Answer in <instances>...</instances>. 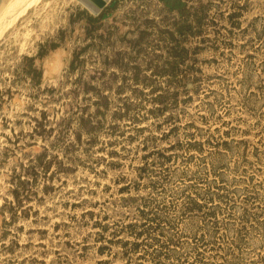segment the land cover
<instances>
[{
	"label": "rangeland",
	"instance_id": "1",
	"mask_svg": "<svg viewBox=\"0 0 264 264\" xmlns=\"http://www.w3.org/2000/svg\"><path fill=\"white\" fill-rule=\"evenodd\" d=\"M107 1L109 5L112 0ZM189 1L208 6L206 25L200 35L188 40L190 56L180 65V72H187V85L181 89L178 102L156 115L149 110L156 105L159 92H153L152 86L166 89L172 80L153 71L150 60L157 53L160 56L155 59L160 64L166 61L170 57L168 44L156 48L155 42V46L149 43L136 51L129 39L137 33L127 31L134 21L144 29L150 21L178 20L180 13L175 7L166 12L165 0H118L109 16L110 22L115 17L120 24L111 54L124 53L130 65H138L141 78L147 75L151 80L136 81L134 68L126 72L113 63L109 65L107 75L116 73L112 89L107 91L110 105L101 115L92 145L87 143V134L77 141L76 118L61 137L57 132L62 118L75 104L71 90L81 75L80 71L73 72L67 81L66 70L74 49L83 43L85 24H71L70 16L83 9L98 12L87 0H27L0 24V264L122 263L126 249L136 240L135 232H131L136 228L125 226L139 222L137 205L143 202L130 197L150 193L156 195V203L168 206L166 214L176 220L174 230L182 235L176 250H189L195 244L193 235L206 231L203 215H182L185 197L174 191L185 185L181 181L183 171L211 169L221 158L225 168L219 173L237 187L241 208L228 217L229 209L222 203L218 210L220 237L199 246V261L192 251L186 261L171 258L157 262L149 238L142 241L134 259L140 264H264V154L258 160L254 153L257 147L264 151V0H238L243 10L234 19L235 26L229 15L236 0ZM62 30L59 47L39 58L40 46L59 42ZM29 57H34V66L43 71L40 85L25 72ZM58 60L60 70L46 75ZM102 66L88 57L84 78L96 81L90 75ZM123 83L125 88L120 89ZM61 86L62 92L45 90ZM82 96L80 93L79 99ZM126 101L133 103V109L120 117L118 110ZM90 111L94 112L95 106ZM171 113L175 120L167 121ZM44 117L47 129H55L46 137L35 131ZM147 138L149 147L145 149ZM207 139L211 143L189 152L187 141ZM225 139L233 141V147L223 149L221 155L216 143ZM242 140L247 142V151L244 144L238 146ZM177 141L186 147L173 150L179 157L166 165L176 173L174 183L166 190L153 191L148 182L157 177L147 172L138 184L137 167L143 164L144 154L153 146L164 149ZM112 151L119 155L111 157ZM43 152L48 171L39 163ZM155 168L160 171L161 167ZM15 175L29 181V198L21 205L12 193ZM249 194L257 196L251 204L245 201ZM246 206H251L252 217L241 229L242 207ZM126 240L131 243L125 247ZM104 246L108 249L100 254ZM138 255L142 258L136 259Z\"/></svg>",
	"mask_w": 264,
	"mask_h": 264
},
{
	"label": "trees",
	"instance_id": "2",
	"mask_svg": "<svg viewBox=\"0 0 264 264\" xmlns=\"http://www.w3.org/2000/svg\"><path fill=\"white\" fill-rule=\"evenodd\" d=\"M169 3H172V6H169ZM118 0H112L108 6H106L99 13H91L87 9L79 10L78 12L71 14L70 23L75 24L78 21H84V40L82 45H78L73 52L72 60L69 64V68L66 70L67 81L70 80L72 73L80 71L79 75L75 79V88L71 91L74 94L75 104L72 105L71 109L68 111V114L64 116L61 120V128L58 130V138L64 133L65 128H67L72 119L76 118L78 120V131H77V141H82V135L87 134L89 139L87 143L92 145L94 143V138L99 131V125L101 120V115L105 114L106 110L109 109L110 98L108 96L109 90L112 89L113 82L115 79L116 73L114 76L107 75L108 67L111 63L119 66L122 70L126 72L131 68H134V80L138 81H150L151 79L145 75L143 79L140 76V70L138 65H130V61L127 60V57L124 53L117 51L115 55L111 54V44L115 39V35L120 31V24L117 23L115 17H113V22L109 21V16L113 14L114 10L117 8ZM92 5L90 4V7ZM165 11L169 12L174 7L177 8L178 13H180V18L178 20L170 21L169 18H164L161 21H150L149 24H146V27L141 28L140 23L134 21L131 23L127 33H137L136 37L129 39L130 47L136 51H140L146 44H153L156 48H162L165 44H168V52L170 57L163 61L162 64L159 63L158 57L159 54L155 53L151 57L150 64L153 66V71L167 75L171 78V86L166 89H161L158 85L152 86L153 92H158L155 97L156 105L151 107L149 110L151 113L156 115L163 114L166 110L171 108L173 103H177L181 89L187 85V72L185 74L180 72V65L185 63L189 58V49H188V40L192 36L200 35L204 30L206 25V17L208 12V6L203 3L194 5L190 3L189 0H165ZM235 10L230 13L231 25L235 26L234 19H237L243 10V5L238 3V0L234 3ZM164 11V13H165ZM64 31H61L60 41H52L48 44H42L39 48L37 56L43 58L49 53V51L56 49L61 44L63 39ZM155 42V44H154ZM155 52V51H154ZM154 54V53H153ZM91 57L92 60H98L103 66L99 69H96L94 73L90 75L92 79L96 81L86 80L84 77V67L85 61ZM28 63L25 65V72L27 75H31L33 79H36V84L40 85L42 80V69H38L34 66V57H29ZM181 75V79H178ZM127 78L125 77V80ZM126 83V82H125ZM64 85V82H62ZM125 85H121L120 89H124ZM46 91L49 92H62V86L46 88ZM161 90V91H160ZM143 90H140L142 92ZM83 93L81 99H79V94ZM64 94V92L62 93ZM84 100V102L82 101ZM95 106V111H90V107ZM133 109V103L130 101L125 102L124 108L118 110L120 117H125ZM46 118L38 122V126L35 131L44 137L45 134L54 131V127L47 129L45 125ZM175 120L174 115L171 113L167 117V121ZM39 128V129H38ZM144 127H141L142 130ZM173 126L171 129H174ZM149 138L144 142V148L149 147L148 143ZM211 143L210 140L206 141H195L193 143L191 140L187 141V147L189 149L196 148L194 150H201L204 143ZM200 147H197V144ZM238 146L241 148V143L246 146L244 151H247V142L244 140L238 142ZM233 141L227 139L220 142L217 140L216 146L219 148V153L223 155V149L225 151L230 150L233 146ZM186 146L183 145L181 141L170 145L167 148L161 149L158 146H153L144 154L143 164L137 167V183L141 184L142 181L146 178L147 172L151 173L157 178L150 179L148 186L152 187V190L158 192L159 188L167 189V186L175 181V172L170 170L166 166L170 164L174 158H178L179 154L172 152L173 150H182ZM199 148V149H198ZM193 150V149H192ZM255 155L258 160L261 159V155L264 154L263 150H259L257 147L255 149ZM110 156L119 155L117 151H112L109 153ZM193 155V154H192ZM191 155V156H192ZM46 152H43L39 155V163L43 168L48 171L49 164L45 159ZM243 156V155H242ZM245 158V156H243ZM149 158H153L151 161ZM220 158V157H219ZM247 159V158H246ZM219 163L216 165L213 164L211 169L200 168L198 170H185L182 172L181 181L185 183L184 186H181L179 191L176 190L174 193L182 194L185 197L184 205L182 206L181 212L183 214H201L203 215V221L206 231H203L201 235L194 234L193 241L195 244L190 247L189 250L184 252H178L176 247L179 245L182 235L178 232H175V219L169 217L166 214L167 205L161 206L159 203H156V195L150 193L148 196H136L130 197L131 199H142L143 202L138 204L139 210V222L136 224H128L125 228L135 227V241L133 242V247L129 250L126 249L124 258L125 261L119 264H134L141 263L134 259V254L139 253V246L144 241V239L149 238L151 241L148 243L150 247H154L153 258L157 262L169 260L171 258H176L179 262L186 261L188 255L191 252L195 251V261H199L202 256V252L199 251V246L206 245L208 243H213L216 241V238H219V224L220 220L218 219V210L222 206V203L228 207V217L232 216L234 212L241 208L240 204L237 202V187H232L230 182L226 180L219 170L225 168V163L222 161V158L219 159ZM161 167L159 170L155 167ZM155 173V174H154ZM16 186L12 190L14 197L17 199L19 204L29 198V189L27 187L29 181L22 179L21 175H15ZM186 180L191 181L187 183ZM236 182V181H235ZM126 185L124 190L127 189ZM257 196L254 194H249L246 197L247 203H252L256 200ZM251 206L242 207V228L244 229L247 222L251 220L252 212L250 211ZM148 223L149 226L145 227ZM104 229L105 226H104ZM132 230V229H131ZM146 236V237H145ZM208 236V237H207ZM240 241L241 238H238ZM214 240V241H210ZM237 242V239L234 241ZM129 243V240H126L123 245L126 247ZM158 244V245H157ZM107 246L101 247L99 250L100 254L106 253ZM143 256V255H140ZM138 257L136 259H141ZM110 264L109 260L101 261L100 264Z\"/></svg>",
	"mask_w": 264,
	"mask_h": 264
},
{
	"label": "bare ground",
	"instance_id": "3",
	"mask_svg": "<svg viewBox=\"0 0 264 264\" xmlns=\"http://www.w3.org/2000/svg\"><path fill=\"white\" fill-rule=\"evenodd\" d=\"M26 1L27 0H8L5 3V5L3 6L2 10L0 11V24L7 17H9L11 14H13L14 11H16L18 8H20ZM61 64H62L61 60L56 61L54 66H53V69L51 71L47 70L45 74L46 75H49V74L51 75L53 72H54V74H56L60 70Z\"/></svg>",
	"mask_w": 264,
	"mask_h": 264
},
{
	"label": "water",
	"instance_id": "4",
	"mask_svg": "<svg viewBox=\"0 0 264 264\" xmlns=\"http://www.w3.org/2000/svg\"><path fill=\"white\" fill-rule=\"evenodd\" d=\"M7 1L8 0H0V11L2 10L3 6ZM87 1L89 4L92 5L91 8L98 13L108 5L107 0H87Z\"/></svg>",
	"mask_w": 264,
	"mask_h": 264
}]
</instances>
